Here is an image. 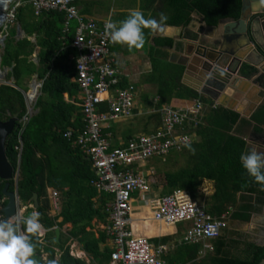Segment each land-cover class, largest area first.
I'll return each instance as SVG.
<instances>
[{
    "label": "trees",
    "instance_id": "trees-1",
    "mask_svg": "<svg viewBox=\"0 0 264 264\" xmlns=\"http://www.w3.org/2000/svg\"><path fill=\"white\" fill-rule=\"evenodd\" d=\"M172 5V23L187 25L196 11L205 16L207 24L218 25L227 18L239 19L243 0H173ZM17 22L25 31V36L16 39L15 25L6 29L8 34L1 64L9 68L7 80L13 78L14 85L0 84V120L19 113L15 129L6 141V153L14 168L20 167L18 194L21 205L27 206L23 216L32 211L38 212L40 223L47 230L45 236L39 238L25 233L34 245L32 259L44 264L42 255L46 252L47 264L59 253L56 264H87L70 253L67 242L72 238L91 257L89 264H109L112 250L108 245L101 247L108 236L104 231L96 236L93 221H109L108 204L113 195L99 192L92 185V180L98 177L92 162L79 146L73 145L64 136L71 129L75 138L84 127L82 107L77 100L71 101L72 96L81 92L74 79L77 76L75 61L71 59L72 54L77 55L76 49L71 46L75 26H71L69 32H63V12L53 10L37 16L28 0H23L19 6ZM33 34L36 35L35 42L30 39ZM37 46L40 51L36 61L33 54ZM152 55L155 56L153 69L147 80L166 91L184 89V94H174L197 99L202 107L197 113L189 114L182 130L194 135L192 143L180 151H172L164 160L159 157L150 159L145 165V172L148 171L145 176L160 196L168 195L175 189L187 190L213 217L226 214L228 221L221 234L210 241L212 251L201 256L202 244L187 243L182 239L175 241L172 252L166 254L167 263L259 264L264 258V246L246 238L241 228L251 220L258 204L264 202V188L247 175L239 157L252 149L243 138V128L254 121L256 130H261L264 106L250 120L241 119L238 112L224 106L213 107L210 98L180 84L183 66L166 62L162 58L164 52L159 49H153ZM252 69L244 65L242 72L247 74ZM34 75L42 81V87L35 111L29 115L23 91L28 90ZM65 94H68V99ZM107 109L106 102L100 104V110ZM25 116L28 118L24 121ZM157 116L160 117V113ZM159 124L162 125L161 122ZM168 164L171 168H163ZM132 166L134 169L135 166ZM150 167L155 171H151ZM205 181L213 183L212 194L202 191ZM6 182L10 183V190L15 189L13 179H0V198L4 196ZM48 188L60 194L61 210L57 215L51 214ZM34 192L39 197L37 209L31 201ZM59 218L61 221H58ZM68 223L71 228L62 232L58 242L53 241L55 227L62 229ZM170 240V236L150 239L157 246Z\"/></svg>",
    "mask_w": 264,
    "mask_h": 264
},
{
    "label": "built area",
    "instance_id": "built-area-1",
    "mask_svg": "<svg viewBox=\"0 0 264 264\" xmlns=\"http://www.w3.org/2000/svg\"><path fill=\"white\" fill-rule=\"evenodd\" d=\"M2 1V0H0ZM34 14L47 11L64 13L63 32L75 26L71 46L77 55L75 61L77 76L74 78L82 93L84 127L73 138L70 129L64 136L79 146L92 162L97 178L92 185L99 192L113 195L108 204L109 221L104 226L111 241V264H168L165 259L167 245H154L149 238L136 234L131 227L136 194L147 204L152 219L166 225L187 223L183 240L187 243L202 244L199 254L212 251L211 240L217 238L227 226L226 214L213 217L204 205L193 199L184 189H175L164 196L156 195L152 182L144 174L137 173L132 165L146 164L154 157H167L172 151H180L193 141L192 135L182 132L189 113L173 107L163 110L162 125L152 133L138 134L128 139L126 144L113 146L104 132L107 124L133 115L135 108L134 87H123L121 75L114 58L109 34L105 32L106 22L84 16L77 0H31ZM4 19L0 28L7 29L17 19L20 0H6ZM112 22V21H111ZM42 82H39L41 89ZM106 102L107 110H100ZM213 104V107H216ZM202 107L200 101L191 111L197 113ZM31 115V111H28ZM27 116L24 117L27 120ZM51 214L61 210L60 194L49 190Z\"/></svg>",
    "mask_w": 264,
    "mask_h": 264
},
{
    "label": "crops",
    "instance_id": "crops-1",
    "mask_svg": "<svg viewBox=\"0 0 264 264\" xmlns=\"http://www.w3.org/2000/svg\"><path fill=\"white\" fill-rule=\"evenodd\" d=\"M30 1L31 0H28V2ZM20 2L22 4L23 0H20ZM172 2L173 0H79L77 4L80 12L84 16L93 18L100 24L109 20L116 23L117 27L119 26L118 22L125 20L132 11H140L145 19L151 18L156 19L157 21H159L161 13L167 16L165 31L163 33H153L150 29H142L145 34V44L142 48L130 51L125 44L113 43L111 46L114 64L119 69L121 75L120 85H124L123 87L132 85L134 87L135 97L133 115L128 118L111 121L104 129V132L108 135L113 146L123 145L130 137H134L138 134L155 132L161 126L159 122L162 124L163 110L167 107H173L189 114H191V111L196 107L198 102L197 99L180 97L174 94L175 92L184 94V89H179L175 92H173V90L166 91L147 80L153 69V57H155L152 55L153 49H159L164 52V56L162 58L169 64L184 67L180 79V84L183 88H189L197 91L198 93L210 98L213 104L221 105L232 110L239 109L241 112H246L254 101L258 98H263L259 97L260 88L256 87L252 82H247L244 79H239L237 81L230 80L229 83L219 85L218 88L209 86L201 91L197 90V87H201L203 84V80L199 77V67L197 66V71H185V63L189 57L194 56L197 50V44H193L194 47L192 48V51L189 52V45H192L189 41L193 40L198 42L200 40V42L203 43L207 41L213 43L223 41L225 43L227 42L228 37L231 36L233 32L238 30V26L234 19L227 18L222 20L217 28L208 27L206 25L207 23L204 21L205 19H202L203 15L196 11L192 13L191 21L187 25L172 23L171 20L174 18V8ZM252 3L253 0H249L247 15L239 25V28L246 29L249 18L254 16L256 11L252 10ZM13 23L17 32L16 39L23 38L25 36V31L22 30L20 24L17 22V19ZM13 23H11L9 27L13 26ZM5 32L1 30L0 34L6 35L7 37L8 33ZM30 39L35 42L36 35L33 34L30 36ZM247 47L249 50H247V48L246 50H236V55L240 58V60L246 58L249 52L252 51V46ZM3 51L4 48H1V55H3ZM39 51L40 47L37 46L33 54L36 61L38 60L36 55H39ZM244 63L245 65H248L247 62ZM263 65L264 61L259 63V67ZM234 66L235 65L232 63L231 67L234 68ZM3 68L6 69L8 67L2 66V69ZM12 79L13 78L8 81H13ZM33 79H37V81H39L36 75H34L30 80L27 91H32V95L34 94V90L30 89ZM68 97V94H65V98L68 99ZM76 100L78 101V105H81V92L72 96L71 101ZM158 113H160V117L157 116ZM192 137H194V135H192ZM162 159L164 160L165 158ZM151 169L153 172L155 171V168L151 167ZM133 170L135 171V169ZM136 172L144 175L148 173V171L145 172L138 169ZM49 189L51 188H48V191ZM202 191L207 195L212 194L214 192L213 183L205 181L202 186ZM155 194L159 195L156 191ZM135 198L137 200L134 201V210L131 217V227L133 231L136 234L149 238V240L157 237L161 238L170 236L171 240L168 243L161 244L168 246L167 254H170L175 241H181L183 239L184 230L187 228L188 224L181 223L177 225H166L155 221L152 219L148 205L140 200V194H136ZM110 203L111 201L109 204ZM136 203L139 204L136 205ZM22 207L26 209L27 206ZM58 221H61V218H59ZM106 224L107 223H103L97 219L93 221V231H95L96 236L99 235L100 231L105 232L104 226ZM70 228L71 224H65L61 229V234L62 232H67ZM43 230L44 235L41 237H44L47 231L44 228ZM67 244L69 245L70 253L73 256L85 260L87 264L90 263L91 257L85 250H83L81 244L77 240L71 238ZM105 245H108L111 248L109 236L105 242L101 243V247ZM58 256L59 253L56 254L54 259L55 261L58 259ZM47 258L48 254L44 252L42 259L45 263ZM37 264L42 263L37 262ZM109 264H111V261Z\"/></svg>",
    "mask_w": 264,
    "mask_h": 264
},
{
    "label": "water",
    "instance_id": "water-1",
    "mask_svg": "<svg viewBox=\"0 0 264 264\" xmlns=\"http://www.w3.org/2000/svg\"><path fill=\"white\" fill-rule=\"evenodd\" d=\"M6 1L3 2V7H6ZM249 6V0H243V8L242 13L239 19H236L235 22L238 26V30L233 32L231 36L228 37L227 42L220 41L219 43L213 42H200V40L189 42L192 45H189L190 50L194 47L193 44H197V50L194 56L189 57L187 62L185 63L186 72L188 70L197 71V66L199 67V77L203 80V84L201 87H197L198 91L203 90L207 87L218 88L219 85H224L229 83L230 80H246L247 82H252L256 87L260 88L259 97L264 98V65L259 67V63L264 61V42L259 38L258 34L264 36V8L262 10L255 12V17H250L248 21V26L246 29L239 28V25L244 20V17L247 15V7ZM4 13H0L3 15ZM202 19H205V16H202ZM205 21V20H204ZM208 27L217 28L218 25H209ZM256 25H262V31L256 29ZM6 35L0 34V50L5 47ZM252 46V51L249 52L246 58L240 60V58L236 55L237 49H245ZM252 57V58H251ZM36 58L39 59L38 54ZM2 55L0 54V77H4L5 73L2 69L1 64ZM247 64L253 68L252 73L249 71V74H245L242 72L241 66ZM234 64V68L231 67V64ZM239 64V65H238ZM13 81H0V84L6 83L10 85H14ZM234 85V84H233ZM34 90V95H30V91H23L26 99L27 110L30 111L31 108H34L38 95L40 94L39 90V82L37 79H33L31 83V89ZM257 99L254 101L249 109L246 112H241L239 109H234L236 112L240 114V118H244L250 120L253 114L262 106H264V99ZM32 106V107H31ZM33 114V112H31ZM19 113H15L7 120H0V179L9 181L10 179L14 180L15 189L13 191L9 190L10 183L6 182L5 187L3 189V195L7 197V203L1 208L4 217L0 220H7L10 217H15L16 220H21L23 218L21 211V202L18 194V179L20 175V167L19 165L15 169L14 166L10 163L6 153V141L8 136L14 131ZM251 124L255 125V122H251ZM264 133V126L262 127ZM243 138L247 142V146L251 148L258 149L261 146L264 153V142H258L257 144L251 143V138L249 136H243ZM19 154V161H20ZM2 199L0 198V202ZM31 201L34 202V207L38 208L39 206V197L38 193L34 192L31 197ZM263 225L261 228V234L264 237V223H260L259 219H256L254 215H252L251 220L248 222L247 229H252L254 226ZM22 230V229H21ZM61 235V228H55V236L53 237V241L58 242ZM257 245L264 246V239L255 241ZM259 264H264V258L259 262Z\"/></svg>",
    "mask_w": 264,
    "mask_h": 264
},
{
    "label": "clouds",
    "instance_id": "clouds-1",
    "mask_svg": "<svg viewBox=\"0 0 264 264\" xmlns=\"http://www.w3.org/2000/svg\"><path fill=\"white\" fill-rule=\"evenodd\" d=\"M4 1L6 0L0 1V13H4ZM262 8H264V0H253V11H259ZM166 20L167 16L163 13L160 14L159 21H157L151 18L145 19L140 11H132L125 20L118 22V27L116 23L108 21L105 23L104 29L112 42L125 44L131 51L144 46L145 34L142 29H150L153 33H163ZM239 159L247 175L264 188V153L251 149L246 154L241 153ZM20 207L22 206L20 205ZM21 224H23V231ZM24 233L33 234L37 238L44 235L38 212L32 211L21 220H16L15 217L0 220V264H37V261L32 259L34 245L29 236ZM47 264H56V261H48Z\"/></svg>",
    "mask_w": 264,
    "mask_h": 264
},
{
    "label": "flooded vegetation",
    "instance_id": "flooded-vegetation-1",
    "mask_svg": "<svg viewBox=\"0 0 264 264\" xmlns=\"http://www.w3.org/2000/svg\"><path fill=\"white\" fill-rule=\"evenodd\" d=\"M253 17H255V15L253 16ZM255 27H257L256 29L258 30H261L262 31V25H257V26H255ZM258 36H259V38L264 42V36H262L261 34H258ZM244 65L245 64H243L242 66H241V69L244 67ZM254 70H252L251 71V73L253 72ZM250 72L248 71V73L247 74H249ZM263 83H264V78H263ZM254 122V121H253ZM257 126V124L255 123V125L254 124H251V125H247V126H245L244 128H243V136L245 135H247V136H249L250 138H251V143L252 144H257V141L258 142H264V133H263V129H262V127L264 126V124H262L260 127H261V130H256V127ZM262 147L263 146H261L260 148H258V149H255V148H252V149H255L257 152H261V153H263V150H262ZM10 187V186H9ZM10 190V189H9ZM11 191H13V190H11ZM2 201L0 202V210H1V208L7 203V197H5V196H3L2 198ZM22 206V205H21ZM258 210L253 214L254 215V217L256 218V219H259V221H260V223H264V202H262V203H259L258 204ZM2 211V210H1ZM25 211V210H24ZM23 214H24V212L22 211V216H23ZM4 217V214H3V212H2V214L0 213V219H2ZM24 217V216H23ZM247 225H248V223H246ZM245 224V225H246ZM263 225H258L257 227H253L252 229H244L243 227H244V225L242 226V228H241V230L243 231V233L245 234V236H246V238H249V239H251V240H253V241H259V240H262V239H264V237L262 236V234H261V228H263L262 227Z\"/></svg>",
    "mask_w": 264,
    "mask_h": 264
},
{
    "label": "rangeland",
    "instance_id": "rangeland-1",
    "mask_svg": "<svg viewBox=\"0 0 264 264\" xmlns=\"http://www.w3.org/2000/svg\"><path fill=\"white\" fill-rule=\"evenodd\" d=\"M13 25H14V23H13ZM1 30H2V31H4V32L6 31V29H5V28H3V27H2V29H1ZM9 32H10L11 34H13V33H12V32H13V31H12V29H9ZM5 33H6V32H5ZM16 33H17V32H16ZM16 36H17V35H16ZM3 72H4L6 75H5L4 77H3V76H2V77H0V80H2V81H5V80H6V81H8V80H7V73H8V68H6V69H5V68H3ZM31 107H32V106H31ZM30 111L34 113V111H35V110H34V108H31V109H30ZM23 120L25 121V119H24V118H23ZM159 158H161V157H159ZM162 163H163V162H162ZM162 163H161V164H162ZM161 164H160V165H161ZM134 166H135V168H134L135 170H137V169H138V170H140V171H142V170H143V171H145V169H146V166H145V164H144V165H142V164H138V165H134ZM161 166H162V165H161ZM132 167H133V166H131V168H132ZM150 168H151V167H150ZM163 168H171V165H170V164H168V165H166V166H165V167H163ZM150 170H152V169H150ZM49 190H50V189H49ZM48 193H49V191H48ZM197 202H199V203H200V201H197ZM137 204H139V203H136V205H137ZM30 206H32V205H30ZM21 209H22V211L24 212V207H21ZM36 209H37V208H36ZM243 228H244V229H247V224H246V225H244V227H243Z\"/></svg>",
    "mask_w": 264,
    "mask_h": 264
},
{
    "label": "bare ground",
    "instance_id": "bare-ground-1",
    "mask_svg": "<svg viewBox=\"0 0 264 264\" xmlns=\"http://www.w3.org/2000/svg\"><path fill=\"white\" fill-rule=\"evenodd\" d=\"M0 19L2 20V19H4V16L3 15H0ZM34 93H35V91H34ZM30 95L32 96V91H30ZM34 95V94H33Z\"/></svg>",
    "mask_w": 264,
    "mask_h": 264
}]
</instances>
